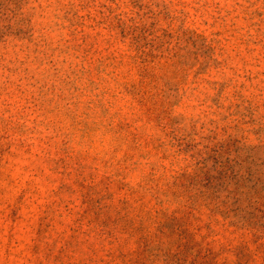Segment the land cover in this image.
Listing matches in <instances>:
<instances>
[{"label": "rangeland", "instance_id": "374dc122", "mask_svg": "<svg viewBox=\"0 0 264 264\" xmlns=\"http://www.w3.org/2000/svg\"><path fill=\"white\" fill-rule=\"evenodd\" d=\"M0 264H264V0H0Z\"/></svg>", "mask_w": 264, "mask_h": 264}]
</instances>
